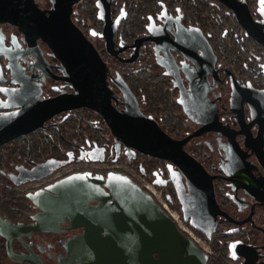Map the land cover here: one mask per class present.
<instances>
[{
  "label": "flooded vegetation",
  "instance_id": "flooded-vegetation-1",
  "mask_svg": "<svg viewBox=\"0 0 264 264\" xmlns=\"http://www.w3.org/2000/svg\"><path fill=\"white\" fill-rule=\"evenodd\" d=\"M0 2L31 7L0 20V264L64 261L108 174L160 191L223 264H264V46L232 12L264 43V0ZM107 115L186 159L120 141Z\"/></svg>",
  "mask_w": 264,
  "mask_h": 264
},
{
  "label": "water",
  "instance_id": "water-1",
  "mask_svg": "<svg viewBox=\"0 0 264 264\" xmlns=\"http://www.w3.org/2000/svg\"><path fill=\"white\" fill-rule=\"evenodd\" d=\"M28 7L31 9L26 5H2L0 2V20H22L28 15ZM232 12L239 25L246 30V35L264 46L249 31L247 18L235 8ZM61 15L59 11L60 18ZM99 85L101 87L100 82ZM101 94H105L102 88ZM80 99L81 96L76 97L75 103ZM60 104L64 105L63 102L56 101L50 106L58 107ZM104 112L106 109L102 108L101 113ZM103 119L117 139L138 148L144 154L176 162L175 150L181 159H186L179 146L173 149V144L150 122L139 123L134 119L126 122L110 115ZM6 140L0 134V144ZM95 159H100V156ZM65 164L49 160L41 172L45 173L49 168L63 167ZM47 174L36 180L45 178ZM103 186L107 192H100L94 199L97 205L84 212L86 231L67 245L66 259L60 264H207L208 255L184 236L152 196L131 178L121 174H108L104 178ZM86 190V197L75 202V205L85 206L94 198L90 189ZM44 195L40 192L30 198L38 200ZM61 205L68 203L62 202Z\"/></svg>",
  "mask_w": 264,
  "mask_h": 264
},
{
  "label": "built area",
  "instance_id": "built-area-1",
  "mask_svg": "<svg viewBox=\"0 0 264 264\" xmlns=\"http://www.w3.org/2000/svg\"><path fill=\"white\" fill-rule=\"evenodd\" d=\"M142 189L145 190L146 192H148L157 202L158 204L162 207V209L166 212V214L169 216V218L173 221V223L175 224V226L177 227V229L183 234L185 235L187 238L191 239L196 245L197 247L204 253L211 255V249L210 246L207 244L206 241L202 240L201 238L197 237L193 231L187 227H185L180 219H179V215L176 211L174 210H170L166 204L164 203L163 200H161V195H160V191L154 189L153 187L147 185V184H142Z\"/></svg>",
  "mask_w": 264,
  "mask_h": 264
},
{
  "label": "trees",
  "instance_id": "trees-1",
  "mask_svg": "<svg viewBox=\"0 0 264 264\" xmlns=\"http://www.w3.org/2000/svg\"><path fill=\"white\" fill-rule=\"evenodd\" d=\"M208 262L207 264H223V262L220 260V258L214 256V255H209L208 256Z\"/></svg>",
  "mask_w": 264,
  "mask_h": 264
},
{
  "label": "rangeland",
  "instance_id": "rangeland-1",
  "mask_svg": "<svg viewBox=\"0 0 264 264\" xmlns=\"http://www.w3.org/2000/svg\"><path fill=\"white\" fill-rule=\"evenodd\" d=\"M115 166H117V165H115ZM118 167H121V166L118 165L117 168H118ZM127 172L132 173L131 171H127ZM137 179H138V178H137ZM141 183L144 184L143 182H141ZM160 195H161V193H160ZM160 199L162 200V197H161Z\"/></svg>",
  "mask_w": 264,
  "mask_h": 264
},
{
  "label": "bare ground",
  "instance_id": "bare-ground-1",
  "mask_svg": "<svg viewBox=\"0 0 264 264\" xmlns=\"http://www.w3.org/2000/svg\"><path fill=\"white\" fill-rule=\"evenodd\" d=\"M185 236V235H184ZM197 246V245H196ZM206 254V253H205ZM208 255V254H207ZM209 256V255H208Z\"/></svg>",
  "mask_w": 264,
  "mask_h": 264
}]
</instances>
